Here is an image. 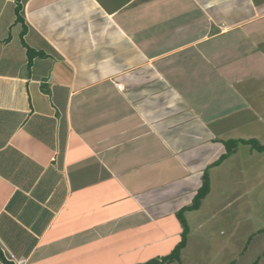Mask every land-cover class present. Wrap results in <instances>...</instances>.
I'll return each instance as SVG.
<instances>
[{
    "label": "crops",
    "instance_id": "crops-1",
    "mask_svg": "<svg viewBox=\"0 0 264 264\" xmlns=\"http://www.w3.org/2000/svg\"><path fill=\"white\" fill-rule=\"evenodd\" d=\"M229 139L264 145V0H0V264L162 260L205 171L181 264L195 216L234 237L264 152Z\"/></svg>",
    "mask_w": 264,
    "mask_h": 264
},
{
    "label": "rangeland",
    "instance_id": "rangeland-1",
    "mask_svg": "<svg viewBox=\"0 0 264 264\" xmlns=\"http://www.w3.org/2000/svg\"><path fill=\"white\" fill-rule=\"evenodd\" d=\"M242 169L251 173V177H255L256 170H263L255 160L254 162L250 160ZM263 180L253 182L250 185L249 192L244 193L239 198L237 204L242 203L243 209L246 208L244 203L248 202L247 200H250V206L243 210L241 215L242 225L234 237L228 226L224 225L225 221L222 215L211 217V214L205 213L203 216H195V222L201 219H207V221L204 223L205 227L194 230L192 241L194 244H201V241H206V243L203 247L192 248L191 253L187 254V258L185 254L182 264H226L230 255L234 256L237 264H251L263 254L264 232L259 231L260 229L264 230ZM242 189L246 190L244 186ZM238 215V212H236L230 218L238 219ZM174 264L181 263L176 262ZM259 264H264V258L260 260Z\"/></svg>",
    "mask_w": 264,
    "mask_h": 264
},
{
    "label": "trees",
    "instance_id": "trees-1",
    "mask_svg": "<svg viewBox=\"0 0 264 264\" xmlns=\"http://www.w3.org/2000/svg\"><path fill=\"white\" fill-rule=\"evenodd\" d=\"M38 53L30 51L29 58L30 63L34 56H36ZM241 144H249L253 149L264 152V145L260 143L258 140L255 139H229L225 141L226 146V152L216 161V164L221 163L223 160L228 158L231 154H233ZM211 189V181L210 177L207 171L204 173L203 177V183L202 186L199 188L198 192L195 194L192 203L189 206L184 207L181 211L178 212L179 217L182 220L183 224V232H182V239L179 242V244L175 247V249L172 251L171 254L164 257L162 260H151L144 264H165L170 263L174 261H178L181 263V251L184 248L186 242H187V236L189 232V228L187 225V222L184 218V212L187 210H197L200 208L201 203L203 199L208 195ZM264 232V230H261L260 232ZM264 258V251L263 254L259 257H257L256 260H254L251 264H259L260 260Z\"/></svg>",
    "mask_w": 264,
    "mask_h": 264
},
{
    "label": "built area",
    "instance_id": "built-area-1",
    "mask_svg": "<svg viewBox=\"0 0 264 264\" xmlns=\"http://www.w3.org/2000/svg\"><path fill=\"white\" fill-rule=\"evenodd\" d=\"M117 86L119 88H122V84L117 83ZM2 252L4 255V258L6 261L10 264H26V259L24 257L17 258L14 254L11 252L7 251L5 248H2Z\"/></svg>",
    "mask_w": 264,
    "mask_h": 264
}]
</instances>
